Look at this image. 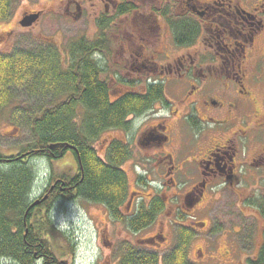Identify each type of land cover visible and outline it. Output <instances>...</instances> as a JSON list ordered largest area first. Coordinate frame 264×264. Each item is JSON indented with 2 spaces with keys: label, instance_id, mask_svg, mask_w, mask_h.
Listing matches in <instances>:
<instances>
[{
  "label": "flooded vegetation",
  "instance_id": "flooded-vegetation-1",
  "mask_svg": "<svg viewBox=\"0 0 264 264\" xmlns=\"http://www.w3.org/2000/svg\"><path fill=\"white\" fill-rule=\"evenodd\" d=\"M32 14L39 17L25 28H34L42 19L76 26L75 35L103 42L106 63L108 51L120 52V65L128 75L113 74L121 84L118 96L144 91L151 82L163 85L164 99L142 116L130 115L131 130L124 140L117 139L129 144V160L136 142L159 161L152 169L150 159L145 175L137 173L140 181L153 174L163 178L161 172L172 185L175 176L199 179L187 191L195 206L213 183L224 179L234 186L246 173L259 174L264 147L255 136H264V108L255 90L261 84L264 88L257 74L259 67L264 74V0H49L48 8L23 15ZM56 32L64 34L61 27ZM169 88L177 94L176 101L168 96ZM143 117H151V123L136 127V119ZM205 132L215 137V145L202 152L197 143ZM189 133L198 137L190 161L195 172L182 157L192 140ZM253 165L256 171L250 173ZM158 188L166 190L165 184ZM134 201L129 190L125 214L137 211L140 203L136 209Z\"/></svg>",
  "mask_w": 264,
  "mask_h": 264
},
{
  "label": "trees",
  "instance_id": "trees-1",
  "mask_svg": "<svg viewBox=\"0 0 264 264\" xmlns=\"http://www.w3.org/2000/svg\"><path fill=\"white\" fill-rule=\"evenodd\" d=\"M13 3L0 0V21L10 18ZM102 43L82 37L64 50L51 43L0 50V112L11 108V122L27 127L32 138L16 154L0 153V264H65L56 255L55 241L67 234L55 215L58 205L69 200L103 205L113 221L132 233L150 227L166 209L162 196L155 195L150 203L141 201L134 214H125L122 207L130 188L122 166L131 158V148L114 139L105 158L95 148L104 132L127 133L132 126L130 115L146 114L165 96L163 85L151 82L144 91L113 99L110 84L103 78L108 65ZM69 152L77 162L76 174L52 171L42 178L36 159L55 162ZM39 179L44 182L40 189L36 187ZM141 183L146 184L145 179ZM254 199L249 204L264 216V195ZM194 236L192 226L181 224L174 246L165 254L144 240L153 250L125 246L118 264H196L189 257ZM69 248L74 255L75 244L70 242ZM247 264H264V245Z\"/></svg>",
  "mask_w": 264,
  "mask_h": 264
},
{
  "label": "rangeland",
  "instance_id": "rangeland-1",
  "mask_svg": "<svg viewBox=\"0 0 264 264\" xmlns=\"http://www.w3.org/2000/svg\"><path fill=\"white\" fill-rule=\"evenodd\" d=\"M48 5L49 0H14L10 18L0 21V50L33 49L49 42L64 50L69 42L82 38L80 35H75L74 27L76 26L62 25V23L55 25L53 22L51 25V22L45 19L40 20L34 28H23L20 25V21L25 17L23 15L25 12L46 9ZM57 27H61L64 34L56 32ZM85 37L89 39L91 36L87 34ZM107 56L108 73L104 74L103 78L109 82L114 99L121 92V84L115 81L113 74L120 73L121 76H125L128 73L120 65V52L111 50L107 52ZM257 74L260 80L264 81V74L260 67ZM134 78L138 79L139 76L136 75ZM260 86V89L255 88V92L264 108L263 84ZM167 93L173 101L177 100V94L172 89H167ZM10 111L11 108H7L0 112V153L4 155L18 153L32 140L27 127L19 128L11 122ZM150 121L151 117L148 119L137 118L135 126H143L151 123ZM245 123L248 121L245 120ZM249 126L255 127L253 124H249ZM252 132L253 130H251V136H253ZM189 136L192 140L182 157L185 155L184 161L189 160L187 165H191L190 169L195 172L196 166L190 164V161L193 160L194 152L197 149H195L196 144H193L198 141V137L197 135L194 137L190 133ZM125 137L126 131L121 129L106 131L96 142L95 148L100 156L105 158L109 143L114 139L124 140ZM214 138L205 132L203 139L197 143L200 150L205 152L213 147L215 145ZM255 138L260 146L264 147L263 134L260 133ZM178 142L176 143L178 144ZM132 145L133 159L127 161L122 168L128 176L131 197L135 198L134 207L137 209V203L142 200L147 204L151 196L159 194L166 202L165 211L150 227L139 233H132L123 223L113 221L106 208L101 204L91 203L84 199H73L64 205L59 204L55 217L59 227L67 234L66 238L56 237L55 244L58 249L56 255L60 261L66 264H118L125 246H141L152 249L147 246L149 244L143 243L145 239L152 237L153 239L150 241L152 244H150L163 255L174 246L176 232L181 224L192 226L195 230V236L190 244L189 257L196 264H247L248 258L258 255L264 245V216L259 212L260 209L256 205L249 204V201L264 195V164L260 165L259 174L251 172L256 171V167L253 165L252 169L248 170L252 174L246 173V178L236 179L234 186L224 179L213 183L203 199L195 206H191L192 200L187 198V191L198 183L199 179H191L185 175L175 176L176 185H172L168 176L161 172L163 178L153 174L146 178V184H142L137 173L145 175L143 171L149 170L150 159L152 169L159 161L154 152L143 147L139 148L136 142ZM178 163H181L180 159ZM35 164L42 178L52 171L56 175L76 174L78 169L72 152L55 162L36 159ZM246 168L247 166L242 167L243 173L247 171ZM162 184H165L166 190L158 188ZM42 185H44L43 179H39L36 187L40 189ZM141 196L144 199L140 198ZM180 215L185 218L182 219ZM195 223L198 224L195 225ZM202 223L205 225L203 226ZM70 242L75 244L74 255L70 254Z\"/></svg>",
  "mask_w": 264,
  "mask_h": 264
},
{
  "label": "water",
  "instance_id": "water-1",
  "mask_svg": "<svg viewBox=\"0 0 264 264\" xmlns=\"http://www.w3.org/2000/svg\"><path fill=\"white\" fill-rule=\"evenodd\" d=\"M38 17H39L38 14H32V15L26 16L23 18V20H21L20 24L23 27H30L38 19ZM39 202L40 201H37L36 203L33 204V206L37 205Z\"/></svg>",
  "mask_w": 264,
  "mask_h": 264
}]
</instances>
